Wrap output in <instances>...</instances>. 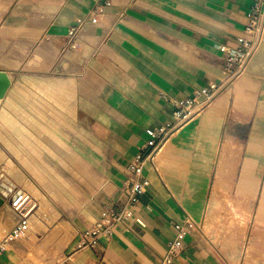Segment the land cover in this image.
I'll return each instance as SVG.
<instances>
[{"label": "crops", "instance_id": "1", "mask_svg": "<svg viewBox=\"0 0 264 264\" xmlns=\"http://www.w3.org/2000/svg\"><path fill=\"white\" fill-rule=\"evenodd\" d=\"M97 2L0 0V70L12 80L0 102L21 89L42 98L46 85L68 93L74 149L90 170L64 256L70 264H160L175 224L190 216L197 226L174 264H264V35L245 72L167 140L157 169L146 164L151 183L134 218L76 250L105 206L126 204L129 165L147 146V131L174 120L173 100L225 77L220 47H238L251 5L113 0L106 19L85 25L68 47L70 27ZM4 255L0 264L17 260L14 250Z\"/></svg>", "mask_w": 264, "mask_h": 264}, {"label": "rangeland", "instance_id": "2", "mask_svg": "<svg viewBox=\"0 0 264 264\" xmlns=\"http://www.w3.org/2000/svg\"><path fill=\"white\" fill-rule=\"evenodd\" d=\"M40 93L42 98L36 90L21 89L12 102H0V176L32 198L25 210L27 229L7 244L6 254L17 253L13 264L63 259L75 232L70 223L74 226V213L82 209L86 189H91L90 170L74 149L68 93L47 85ZM10 206L8 199L0 206V241L18 221Z\"/></svg>", "mask_w": 264, "mask_h": 264}, {"label": "built area", "instance_id": "3", "mask_svg": "<svg viewBox=\"0 0 264 264\" xmlns=\"http://www.w3.org/2000/svg\"><path fill=\"white\" fill-rule=\"evenodd\" d=\"M112 1L98 0L95 7L86 16L77 18L75 24L69 29L66 45L75 48L77 46L76 40L85 25L102 23L106 19V8L112 4ZM263 35L264 0H251L248 22L242 35L238 37V47L235 50H231L226 45L220 47L222 52L227 55L224 68L225 77L197 90L192 98L180 101L173 100L176 107L174 120L160 128L149 129L147 132L151 138L147 146L140 150L129 165V176L127 184L124 186V192L127 195L126 204L119 210L105 206L102 209L100 219L81 235L76 250L95 246L102 234H111L112 227L115 224L126 223L134 218V207L140 197L146 193L151 183L150 179L144 174L146 164L151 163L153 168L157 169L155 157L174 132L179 130L193 116L210 106L236 78L245 72L250 60L262 42ZM1 186L6 191L3 195L11 197L10 203L17 213L18 221L11 232L0 241V256L6 251L7 244L11 238H15V235H19L27 229L26 218L29 211L25 212V210L32 203L31 196L25 190L17 189L16 186H12L9 183L1 182ZM196 226L195 221L190 216L175 224V236L169 241L167 252L161 259L160 264L175 263L176 258L183 251L188 229ZM55 264H70V256H64L63 259Z\"/></svg>", "mask_w": 264, "mask_h": 264}, {"label": "water", "instance_id": "4", "mask_svg": "<svg viewBox=\"0 0 264 264\" xmlns=\"http://www.w3.org/2000/svg\"><path fill=\"white\" fill-rule=\"evenodd\" d=\"M12 80L9 76V74L6 71L0 70V99H3L9 88L11 87ZM5 197L1 194L0 195V206L4 204Z\"/></svg>", "mask_w": 264, "mask_h": 264}, {"label": "bare ground", "instance_id": "5", "mask_svg": "<svg viewBox=\"0 0 264 264\" xmlns=\"http://www.w3.org/2000/svg\"><path fill=\"white\" fill-rule=\"evenodd\" d=\"M0 189H1L3 192H5V190H4L2 187H1ZM7 208H9V207L7 206ZM11 208H12V207H11Z\"/></svg>", "mask_w": 264, "mask_h": 264}]
</instances>
